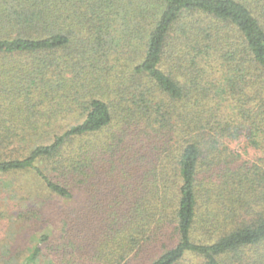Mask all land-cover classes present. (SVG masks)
<instances>
[{
    "label": "trees",
    "instance_id": "1",
    "mask_svg": "<svg viewBox=\"0 0 264 264\" xmlns=\"http://www.w3.org/2000/svg\"><path fill=\"white\" fill-rule=\"evenodd\" d=\"M20 176L0 264H264V0H0Z\"/></svg>",
    "mask_w": 264,
    "mask_h": 264
},
{
    "label": "rangeland",
    "instance_id": "2",
    "mask_svg": "<svg viewBox=\"0 0 264 264\" xmlns=\"http://www.w3.org/2000/svg\"><path fill=\"white\" fill-rule=\"evenodd\" d=\"M13 181V177H0V254L2 245L11 243L15 248L13 254L23 248L26 249L22 254L23 257L27 249L36 242L37 232L30 231V226L24 225L23 220L18 219V215L22 211H29L34 207V203L33 198L30 199L27 193L31 181L25 176L16 179L15 186ZM18 186H23L24 190H20ZM39 264L52 263L50 260H44Z\"/></svg>",
    "mask_w": 264,
    "mask_h": 264
}]
</instances>
